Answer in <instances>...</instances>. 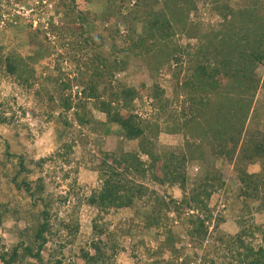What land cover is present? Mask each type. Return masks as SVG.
<instances>
[{"label": "trees", "instance_id": "trees-1", "mask_svg": "<svg viewBox=\"0 0 264 264\" xmlns=\"http://www.w3.org/2000/svg\"><path fill=\"white\" fill-rule=\"evenodd\" d=\"M126 1L106 0V6L118 3L115 23L110 14L108 17H104L106 14L99 16L104 19L101 21L106 34L91 36L81 25L79 33L68 30L70 38L73 37L67 45L71 49L87 51L93 46L102 48L111 57L108 61L88 52L84 66L77 69L79 73L74 81L81 91L76 92L74 98L71 96L72 81L59 83L51 76L47 78L58 84L59 106L63 111L58 114L57 121L62 120L65 127H74L75 123L85 128L94 126L101 132L110 133L120 143L124 140L138 142V150L122 155L126 164L113 155H106L92 168L98 172L100 184L84 199H78L77 205L84 200L97 211L92 219L94 238L107 234L111 237L113 232H110V223H103L106 216L122 208H135L138 201L144 200L152 192L151 203L141 216L144 225H140V228H155L158 235L165 236V239L157 250L149 253L153 260L147 264H264V224L248 223L250 220L246 219L252 214V208L264 214V129L261 128L264 125V77L260 78L257 73V69L264 66V0H244L245 3L243 0H211L213 6L210 13L222 22L218 23L216 18L207 20L202 26L204 34L200 33L196 22L191 19V14L199 11L198 0H137L134 6H128ZM72 2L73 5L63 4L66 15L79 12L76 17L72 16L75 18L73 22L87 26L89 16L79 11L74 0ZM86 2L93 3V0H85V5ZM51 28L56 34L61 31L57 26ZM39 34L48 39L46 32L40 28L35 32L30 31L24 42L34 45L36 50L27 57L16 52L11 44L6 45L3 39L0 40V71L14 77L26 91H32L39 83L34 64L48 53ZM181 36L197 43L192 45L189 42L183 46L179 40ZM106 39L111 42L109 51L105 48ZM60 58L59 54L55 60ZM133 58L145 64L152 76L161 70L171 72L179 87H174L175 97L191 96L190 112L173 110V100L164 98V90L159 89L155 82L153 88L147 89L150 90L148 98L154 102L153 108L155 104L157 119L163 118L164 127L158 120L152 124L149 119L139 116L134 105L144 99L142 91L114 79L116 74L128 69L129 61ZM58 68L60 66L57 64ZM143 87L147 88L144 84ZM43 90L35 91L40 97L38 113L48 114V118H52L51 105L50 110L44 111L42 94L50 95L47 100L52 104L54 95ZM197 93H201L200 96ZM260 93L262 100L258 99ZM72 110L74 119H69L68 113ZM7 112L0 109V126L16 121L15 114ZM94 113L103 114L105 119L96 120ZM112 125L117 126L115 131L111 130ZM164 130L170 134L184 133L185 136V151L178 157L171 154L172 159H167L169 162L158 154L152 140ZM203 140L209 142L210 145H207L211 146V156L224 157L230 163L243 166L237 167L240 186L233 190L236 193L234 196L245 203L238 219L241 229L234 236L217 231L221 223L225 222V217L221 213L215 216L210 200L216 191L223 189L227 192L224 200L229 202L231 187L223 180L220 169L208 164L210 158L202 144ZM2 148L0 164L4 167L11 164L13 171L1 173L0 177L8 179L7 185L11 189L28 196L33 207L40 203L41 208L33 214L29 227L24 231L30 245L20 243L12 248L11 253L0 252V263L14 264L20 257L19 250L23 249V258L30 256L34 259L29 264H73L67 263L64 256H57L55 252L45 258L43 251L50 238L59 236L62 230L68 236H76L80 229L78 218L72 217V214L77 213L76 209L71 219L61 221V228L53 233L52 220L58 218V213L55 211L53 217L54 199L46 189L45 177L41 175L35 179L34 168L29 169L30 163L26 161L25 155L12 150L8 141H3ZM68 148L70 150V146ZM58 154L66 162L69 154ZM199 160L211 166L202 177L193 178L186 171H178ZM161 161L166 164L168 171L159 176L155 169ZM42 163L36 162V165L41 167ZM249 167L253 168L252 171H249ZM136 170L142 173L139 175L144 180H149L156 187H179L183 195L177 198L167 190L163 194H159L156 188L151 191L144 180H140L142 178L138 177ZM129 175L135 178H129ZM188 184L191 186L189 189ZM60 198V201H67V197ZM251 203L255 207L250 208ZM7 212L8 203L0 204V225ZM170 215L181 222L185 236L194 249L207 243L211 223H214L216 236L211 237L206 251L196 262L195 252L188 251L183 240L171 228L173 220ZM182 215L185 217L182 218ZM92 246L96 250L94 255L82 250L83 264H113L109 261L118 253L115 244L109 246L102 241H93ZM108 248L110 253L106 252ZM223 248L226 253L222 260H218L216 255ZM166 252H170L167 259L163 257Z\"/></svg>", "mask_w": 264, "mask_h": 264}, {"label": "rangeland", "instance_id": "rangeland-1", "mask_svg": "<svg viewBox=\"0 0 264 264\" xmlns=\"http://www.w3.org/2000/svg\"><path fill=\"white\" fill-rule=\"evenodd\" d=\"M72 1L0 0V40L3 39L2 42L6 43V45L11 44V47L17 50L16 52L22 54L21 56L23 57H27V55L33 54V50H36L34 45L30 46L28 42L27 44L24 42L28 39V33L30 31L35 32L36 29L40 28L42 32H46L48 37L46 40L42 37V34H39L40 39L46 44L45 47H47L48 53L34 64L38 79L37 82H39L36 83L35 89L26 91L14 77L7 76L3 70L0 71V103L2 104L0 105V109L9 111L7 113H10V115L14 113L16 120L13 124L0 126V150H3V141H8L12 150L25 155L26 161L30 163L29 169L34 168L33 171L35 174L33 177L35 179L41 175L45 177L46 189L53 195L54 199L53 217H55V211L58 213V218L56 217L57 219L53 218L52 220L54 224L53 233H56L57 229L61 228V221L71 219L70 216L74 209L77 211V213L72 214V217L75 219L78 218V222L80 223V229L76 236H68L67 232L62 230L59 236L51 237L49 243L46 245V249L43 251L45 258L51 252H55L57 256H64L67 263L83 264L82 250L94 255L96 250L92 246L93 241H102L109 246L112 244L117 246L118 253L109 262L113 264H139L138 262L140 264H147L153 260L149 256V253L157 250L159 244L165 239V236L158 235L155 228L150 230L140 228V225H144L141 216L147 210V205L151 203L152 192L147 194L144 200L138 201L135 208H122L116 213L106 216L103 223H110L109 229L110 232H113L111 237L107 234L94 238L92 219L96 216L97 211L90 208L84 200H82L81 204L77 205L78 199H84L85 196H88L100 184L99 174L92 168L100 163L106 155L110 157L113 155L123 164H126V160H124L122 155L138 150V142L124 140L123 143H120V140L117 141L110 133H106L104 130L101 132L99 129L93 128L94 126L85 128L78 126L74 122V127L69 128L63 125L62 120L58 119L57 121L58 114L63 111L59 106L58 84L53 81H48L47 78L51 76L53 79H57L59 83L72 81L71 96L74 98L76 92L81 91V88L76 86L74 81L79 73L77 69H81L84 66L85 61H87L88 52L92 56L96 55L108 61L111 60L108 52L103 51L102 48H93V46H90L87 48V51L85 50L86 52L84 50L71 49L67 45H69L73 37L70 38L68 30L73 31L75 34L79 33L81 31V25L86 33L87 31L91 33V36L106 34L107 32L103 29V22L101 21L104 19H100L99 16L106 14L104 17H108L110 14L113 23H115L118 16V3L106 6V0H93V3L87 4L86 2L85 5V0H74L79 11L84 15H88L90 18L88 25L86 24L87 26L81 22L75 23L73 22L75 21L74 17L79 12H67L69 15H66L63 6L65 3L73 5L74 2ZM136 1L128 0L126 4L128 3V6H134ZM211 2V0H198L199 11L191 14V19L196 22V27L201 34H204L202 26L207 20L212 21L216 18L218 23L222 22V20L212 16L210 13V9L213 6ZM126 13L127 11L125 10L124 14ZM51 26L60 27V33L56 34V31ZM120 29L121 31L124 30V28ZM179 40L183 46L189 42L192 45L197 43L195 40H189L184 36H181ZM104 43L107 45L105 47L106 50L109 51L110 40L106 39ZM59 54L61 58L56 61L55 59H58ZM57 64L60 66L58 68L60 70L57 69ZM169 73L167 70H161L152 76V73L145 64L133 58L129 61L128 69L123 73L116 74L114 79H119L125 85L130 87L134 86L142 91L144 99L135 103V112L139 116L149 119L150 123L154 124L159 119H157L158 112L155 104L154 108L152 106L154 102L148 98L150 90L147 89L153 88L155 82L160 87L159 89L164 90L165 95L163 97L173 100V110L181 112L184 109L186 112H190L191 96L183 95V97L179 96L180 98L175 97L177 95L174 92V87H178V84L172 78L171 72ZM257 73L260 78H263L264 66H260L257 69ZM180 77L182 78L183 74ZM143 84L147 87L146 89L143 87ZM39 89H45L43 90L44 92L48 91L49 94L54 95L52 104L47 100L50 95L42 94L44 111L50 110L49 105H51L50 107L53 109L51 112L53 115L52 118H48V114L38 113L39 108L37 103L40 97L36 95L35 91ZM192 94L193 91H191ZM200 94L197 93L199 96ZM261 95L262 93L258 94L259 100L263 98ZM94 114L95 119L98 121L105 119L103 114ZM68 118L74 119L73 110L68 113ZM160 118L158 123L161 127L162 125L164 127V123L162 122L163 118ZM257 128L260 129L258 126ZM261 128L264 129V125ZM116 129L117 126H111L112 131ZM152 140H154L157 152L162 156L164 161L169 162L167 159H172L171 154H175L178 157L182 151H185L183 145L185 141L184 133L170 134L167 133V130H164L157 138L154 137ZM198 143H200L199 140ZM207 143L209 144L206 140L202 141V144L205 145L208 151V158H210L208 164L220 169L223 180L228 187H231L229 190L231 200L229 199V202L224 200L226 199L227 192L219 189L212 195L210 207L215 209V216L221 213L225 217V222L221 223L217 231L234 236L241 229V226L238 224V219H240V215L244 210L245 203H243L242 199L238 200L234 196L236 193L233 190L238 189L240 186L237 177V167L241 168L243 166L242 164L236 165L230 163L224 157L211 156V146H209L210 144L207 145ZM210 143H212L211 140ZM67 146H70V150L69 148L67 149ZM59 152L69 154L66 157V162L62 156H59ZM40 161H43L41 167L36 165V162ZM109 161L112 162L111 159ZM208 164L199 160L193 164H188L185 169H178V171H186L193 178L198 176L202 177L206 169L211 167ZM252 169V167H249V171H252ZM6 171L11 173L13 171L12 165L8 164L4 167L0 164V174ZM155 171L159 176H162L168 171V167L161 161L157 164ZM135 173L138 177L142 178L139 175L142 173L138 170ZM128 177L135 178L132 175ZM140 180H144V178ZM144 182L150 187L151 191L153 188H156L159 194H163L167 190L177 198L183 195L179 187H174L173 189L167 186L156 187L149 180H144ZM7 183V178L0 177V204L8 203V212L3 223L0 225V252L9 251L11 253L12 248L20 243H24L26 246L30 245L29 239L26 237L27 233L24 231L29 227L33 214L41 208V204L39 203L38 206L33 207L28 196L11 189ZM187 188H191L190 184H188ZM6 190L9 192L7 193ZM60 197H67V201H60ZM254 205L251 203L250 208L255 207ZM252 209V214L246 218L250 220L248 223L264 224V214L257 213L254 208ZM170 217L173 220L170 223L171 228L183 240L184 247L188 251L195 252L197 258L194 262H196L206 251L207 244L209 245L212 240L211 237L216 236L217 231L213 230L214 223H211V234L209 235L207 243L205 242L204 245L194 249L190 246L189 238L185 236L181 222L174 219L172 215ZM181 217L183 218L185 216L182 215ZM106 250V252L110 253V248ZM19 253L20 257L14 264H29L34 261L30 256H26V258L22 257L24 253L23 249H20ZM218 253L216 257L218 260L220 258L222 260L226 253L225 248ZM214 256L213 254L212 257ZM163 257L166 259L170 257V252H166Z\"/></svg>", "mask_w": 264, "mask_h": 264}]
</instances>
